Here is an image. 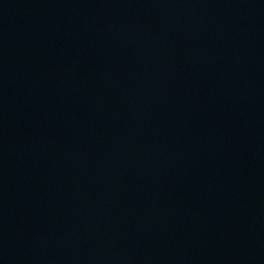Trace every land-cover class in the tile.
Wrapping results in <instances>:
<instances>
[{
    "label": "water",
    "instance_id": "water-1",
    "mask_svg": "<svg viewBox=\"0 0 264 264\" xmlns=\"http://www.w3.org/2000/svg\"><path fill=\"white\" fill-rule=\"evenodd\" d=\"M0 264H264V0H0Z\"/></svg>",
    "mask_w": 264,
    "mask_h": 264
}]
</instances>
